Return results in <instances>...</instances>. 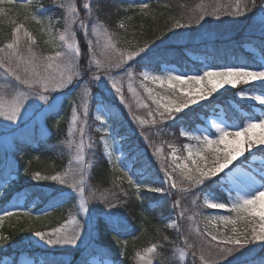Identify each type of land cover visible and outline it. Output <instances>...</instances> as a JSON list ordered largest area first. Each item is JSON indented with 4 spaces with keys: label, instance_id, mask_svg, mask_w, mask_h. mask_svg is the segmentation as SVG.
<instances>
[{
    "label": "snow or ice",
    "instance_id": "6c2138e0",
    "mask_svg": "<svg viewBox=\"0 0 264 264\" xmlns=\"http://www.w3.org/2000/svg\"><path fill=\"white\" fill-rule=\"evenodd\" d=\"M5 0H0L3 4ZM9 4L13 0H7ZM31 0H29V5ZM64 9L63 30L55 28L52 19L49 18L46 30L42 28L44 34L49 38L44 41L52 48L59 49L51 55H43L34 50L37 44L36 36L25 28L22 23H17L11 32V40L3 47H0V69L4 72V81L0 82V118L10 124L18 122L24 111L33 99L47 105L45 112H52L56 108L55 103H50L51 94L68 88L75 82H79L80 92L77 101H73L71 108V118L68 123L66 139L63 143L71 154L67 167L63 171H58L51 175H42L40 171L31 173V178L36 181H53L67 188V192L62 193V199L53 198L52 207L60 206L66 199H74L73 209L69 218L59 227H54L50 231H34V236L47 245H67L79 247L83 240L82 233L86 225L94 228L85 217L90 216L93 202L99 201L109 210L99 209L106 218L108 228L116 233V241L122 245L115 257L111 260L103 258L106 254L91 255L90 258L81 260V264H123L120 259L126 251L129 241L121 240V237L128 232V226L118 215L119 206L126 203L119 199L117 193L110 189H100L92 187L90 183L91 170L93 168L92 158H86V149L92 150L95 141L88 131L87 121L90 111V104L96 99L93 93V85H99L101 79L111 85L109 91L118 98L121 105H124L133 120L138 123L141 135L145 141L149 140L148 133L144 132L145 126H157L163 122L174 121L177 114L182 113L191 105L213 97L221 88L228 85L232 88H239L242 85H252L259 82V88H249L239 90L236 94L242 99H249L254 103L264 106V62L257 63L255 67L245 63L237 65L207 66L200 70L198 74L188 75L177 74L174 70H166L156 73L145 67L142 71H135L131 66L137 62V58L143 59L148 56L151 50L150 42H145L143 46L121 48L117 33L109 28L97 17L93 20L92 0H83L82 9H78L76 0H64L59 5ZM136 7L140 13L149 8L148 3L141 2ZM209 7L211 11H209ZM252 7H255V0H252ZM198 11L194 10L186 23L176 19L167 30L188 28L194 23L203 21L206 16H215L217 13L225 11V14L235 17H246L250 12L249 0H230L227 4L198 5ZM35 11V10H34ZM84 12L81 17L80 12ZM264 12V9H262ZM5 15V9L0 7V16ZM28 17H25L27 19ZM31 19L43 25V20L36 14L31 15ZM131 20L132 17H128ZM56 24L60 20L55 21ZM264 24V20H262ZM120 29H125L126 25L122 21L119 23ZM78 32L81 34L78 37ZM174 35L176 33H173ZM164 35V33H161ZM262 49H264V37L261 38ZM131 43V42H129ZM87 60V73L90 75L85 79V72L81 71V57ZM102 57V58H98ZM93 68L95 71H93ZM114 70H120V75H114ZM127 82V92L132 93L137 98V106L148 109L147 115L151 119H144L135 115L132 106L126 102L124 82ZM138 81L139 86L147 93V98L156 105L153 111L149 105L139 96L134 82ZM147 82L159 85L167 93L162 95L156 92ZM113 107L103 100H97L95 104V119L104 125L100 140L103 142L104 155L112 171H119L123 177L117 176L113 179L112 187L118 188L124 196L128 192L120 187L118 181L127 179V183L135 189L138 200L142 199L140 193L142 189L152 193H162L165 196L171 195L172 190L179 193L191 194L201 186L212 183L213 178L219 180L220 174L228 170L223 183L228 185L227 199L229 202H218L219 197L209 190L203 193V203L200 204V194L192 199L193 206L206 207L208 209H227L235 215H202L194 212L187 216V220L196 223V217L202 216L204 230L199 227L190 228L189 233L195 232L200 239L199 254L197 245L189 242V234L181 230L178 222L185 218L188 209H181L176 219H170L166 225L177 233V240L171 241L169 236L160 233L161 241L171 243V260L174 264H218L225 257L233 255L246 246L255 242H264V175L257 180L256 176L246 170L236 168L233 170V162L247 152L253 154V150L264 151V111L260 115H251L243 123H228L213 120L208 128H198L190 130L180 128L181 137L196 143H186L183 145L186 155L177 156L179 149L172 143L167 147L171 150V162H168L164 155L162 145L150 143L153 148L152 156L160 162V171L163 172L161 186L156 187L151 183H146L143 177L134 178L131 168L121 158L112 160L113 148L109 145L108 135L110 128L109 121L113 120L115 113ZM158 117V119H157ZM57 127L60 119L55 121ZM160 131L155 134L158 136ZM123 155V154H122ZM94 156V153H92ZM177 161H181L177 163ZM31 161H29V164ZM233 166V167H230ZM24 172L28 173L29 168L24 167ZM264 172V167L261 168ZM167 183L166 189L163 185ZM9 184L7 177L0 180V188L6 189ZM115 201V203L113 202ZM181 200L173 201V208L180 206ZM13 210L5 209L0 214V224L5 217H13L18 213L30 217L31 214L22 209L18 204L13 205ZM46 215V213H45ZM39 218V217H37ZM217 224L223 225L217 229ZM209 225L217 229L222 235L218 236L209 230ZM229 225L231 228L229 229ZM238 225H241L238 227ZM225 230H228L227 232ZM211 237V239H207ZM135 239V237H133ZM10 239L9 236L0 234V245ZM161 241L150 242L140 250H136L134 255L136 264H154V261L162 255L161 249L164 243ZM213 242H216L213 244ZM213 249L215 251H213ZM192 259L189 260L188 257ZM0 264H9L5 258ZM12 264H20L19 259H14ZM28 264H33L29 261ZM260 264H264L261 260Z\"/></svg>",
    "mask_w": 264,
    "mask_h": 264
},
{
    "label": "trees",
    "instance_id": "16d2710c",
    "mask_svg": "<svg viewBox=\"0 0 264 264\" xmlns=\"http://www.w3.org/2000/svg\"><path fill=\"white\" fill-rule=\"evenodd\" d=\"M63 2L64 0H33L28 6L29 0H14L12 4L17 15L14 16V14L5 11V15L0 16V47L10 42L13 27L17 23H22L37 38V44L33 46L34 50L43 55L53 54L56 48H52L44 42L48 37L42 28L46 27L49 18H51L55 28L63 30L64 9L59 7ZM141 2L149 4V8L145 10L148 15H144L140 13L139 9H136V5ZM229 2L230 0H92L93 20L98 17L110 30L120 34L118 36L119 45L122 47L125 45L143 46L145 42H150L151 50L148 56L143 59L137 58L136 64L139 68L143 66L160 68L162 64H171L185 71H199L204 65L231 66L245 63L255 67L257 63L264 62V49H262L261 41V38L264 37V24H262L264 0H255V7H252V0H249L251 10L246 17H235L221 11L217 13L219 19L210 15L188 28L167 31L176 19L186 23L193 11H198V5L215 6ZM76 3L78 9H82L81 0H76ZM30 7L36 10L38 16L43 20V25L31 19ZM209 11H211L210 7ZM25 17L28 18L25 19ZM128 17H132V19L128 20ZM57 19L60 20L58 24L55 23ZM122 21L126 25L125 29L118 27ZM243 44L249 45L254 53L244 50ZM187 52L196 54L200 60L191 61L186 55ZM80 68L83 72L87 71V63L83 56ZM248 87L259 88L260 84L248 85ZM77 93V90L68 91L56 104L54 111L46 112L42 123H21L15 129L13 136L16 150L5 160L2 159L0 153V180L7 177L10 184L0 196V209L4 210L18 204L30 214H38V217H42L39 220L40 224L37 225L25 226L24 222L15 226L4 224L1 227V234L9 236L10 239L0 245V258L15 251L17 252L14 254L15 256L11 255L12 261L19 253L27 252L37 263L41 261L43 264H81L82 259L90 258L91 255H99L101 252L106 254L103 258L111 260L122 248V245L116 241V233L108 228L105 222L106 218L98 210L95 217L96 233L92 241L82 248L73 249L68 260H64V251L60 248L34 246L15 249L20 244H27L25 240L22 241L23 237L28 236L34 229L38 227L44 230L54 228L62 224L70 212H74V199H66L58 207L51 206L54 202L53 198L62 199V193L67 192V188L50 180H33L31 173L40 171L42 175H51L63 171L67 167L71 154L63 141L66 139L73 101L79 102ZM93 93L96 99L90 104L87 127L95 141V146L90 151L86 149V158L91 157L93 161L90 183L95 188L115 191L120 200L126 201L119 206L118 215L128 226V232L121 237V240L127 239L129 244L120 259L123 264H135V251L142 249L150 242L161 241L160 233L169 236L171 241L177 240L176 231L167 228L166 225L170 219H176L181 209H188L185 217L191 213V197H188V193L179 195L172 191L171 195L165 196L162 193H152L142 189L140 193L142 199L138 200L135 189L127 183L126 178H122L118 183L128 192V196H124L118 188L112 187L113 179L117 176L123 177V174L118 170L113 172V165L108 163L104 155L103 142L100 140L104 133L99 127L100 121L95 119L96 101L103 100L110 106H114L115 117L109 122L112 125V132L120 138L121 147L127 150L125 163L130 166L134 178L143 177L146 183H151L156 187L161 186L164 174L160 171V162L152 156L153 148L150 147V143L162 145L167 150L169 149L168 143L175 146L181 145L186 139L180 136V128H193L201 124V115L206 116L212 110L219 108L229 120L234 123H243L245 117L237 110V106L235 108L233 101L250 113H252V109L246 103L232 98L233 96L214 97L188 108L178 114L174 121L164 122L160 127V130L162 129L161 136L157 137L156 132L151 131L148 133L150 134L149 140L145 141L141 132L128 122L129 116L124 114L125 111L120 110V103L113 95L105 89H93ZM240 110L243 109L240 108ZM57 119H60L59 127L55 124ZM29 161H31L30 164ZM26 166L29 168L28 173L24 172ZM163 186L168 188L166 183ZM218 186L220 184L216 180H213L212 183L206 182L193 194L198 190L204 192L215 190ZM218 192L220 196L226 195L221 189ZM176 199H180L181 203L179 207L173 208V201ZM113 202L115 203V201ZM94 205L98 209L104 208L105 212L109 211L99 201H94ZM178 222L181 224V230L186 234L188 231L187 222L184 219ZM162 243H164V247L161 249L162 255L155 260L156 264H174L171 260V249L174 245L167 242ZM261 260H264V253L258 252L224 263L260 264ZM12 261L9 264H12Z\"/></svg>",
    "mask_w": 264,
    "mask_h": 264
},
{
    "label": "rangeland",
    "instance_id": "374dc122",
    "mask_svg": "<svg viewBox=\"0 0 264 264\" xmlns=\"http://www.w3.org/2000/svg\"><path fill=\"white\" fill-rule=\"evenodd\" d=\"M31 1H33V0H31ZM82 2H83V0H81V6H82ZM12 3L9 4L7 2V0H5V2L3 4H0V7H3L5 9V11H8L9 13H12V14H14V16H16L17 15V11L13 7ZM136 9H138V8L136 7ZM34 10L35 9H33V7L29 8V12L31 14L38 15L36 10L35 11ZM131 13H133V12H131ZM80 15H81V17H84L85 14H84L83 11H81ZM44 29L46 30V27ZM111 31H113V30H111ZM114 32H116V31H114ZM119 35L120 34L117 33V36H119ZM80 36H81V34L78 32V37H80ZM118 39H119V37H118ZM118 46L121 47V48H129V47H133L134 48L133 45H130V46H126L125 45V47H122L120 45H118ZM243 47H244V50H246V51H248L250 53H254L250 49V47H248V45L244 44ZM57 50H59V49H56L55 51H57ZM186 55L188 56V58L190 60H193V61H199L200 60L197 55H194V54H192L190 52H187ZM98 58H102V57L98 56ZM84 61L87 63L86 58H84ZM131 66L137 72L142 71V70L145 69V67H147L148 70L154 71L156 73H162L163 71H166V70H174L177 74L187 73L188 75L198 74L200 70H202L205 67H207V65H204V66H202V68L199 71H185V70L181 69L180 67H178L176 65H171V64L170 65L162 64L160 66V68H154L152 66H143V67L139 68L136 63L132 64ZM93 71H95L94 68H93ZM85 73L86 74H85L84 78L87 79V76L90 75V73H87V71ZM113 74L114 75H120L121 73H120V70H114ZM4 78H5L4 77V72H3L2 69H0V82H3ZM147 83H148L149 87H152L156 92H159L162 95L170 94V93H167L166 90L164 88H161L158 84L157 85H153V84H151V82H147ZM78 84H79V82H75V83H73L72 85H70L68 88H66L64 90H60V91L52 93L49 102L50 103H55V104L59 103L62 100V98L64 97V95L68 91H71V90H77V92H78L77 93V97H78L79 92H80V88L78 87ZM257 84H260V83L259 82H253L252 83V85H257ZM249 86H251V85H249ZM92 87L95 90H97V89H99V90L105 89V91H107L109 94L113 95L118 100V98L113 94V92L109 91L111 85L109 83H106L103 79H101V81L99 82V85H93ZM133 87L136 88L137 92L139 93V96L141 98H143L144 101L149 105V107L154 111L156 105L153 104L152 101L147 98V93L144 92L143 89L139 86L138 81L134 82ZM246 89H249L248 85H242L239 88H232L231 86L226 85V86H224V88H221L217 93L213 94V97L208 98V100H211L214 97H218V96L224 95V96H227V97H232L233 96L232 98H235L239 102L246 103L252 109V113L248 112L247 109L243 108V106H241L240 104H238V103L233 101V105L235 106V108L237 106V110L245 117V119H244V121H245L249 116H251V115L258 116V115L261 114L262 111H264V106H261L258 103H254L253 101H251L249 99H242V98L237 96L236 93L239 90H246ZM124 90H125L126 102L132 106V111L135 113V115L140 116V117H142L144 119H151V117H149L147 115L148 109L142 108V107H138L137 106V98L133 97L132 93H128L127 92V82L126 81L124 82ZM208 100L200 101L198 104L191 105L189 108L197 106V105H199L201 103H204V102H206ZM46 108H47L46 104H44L43 102H40V101H38L36 99H33L30 102V104L28 105L27 110L24 111L21 119L18 122H16L15 124H10L9 122L4 121L3 118H0V153L2 154V159L5 160L6 158H9L10 154L12 155V153L16 150V148L14 146V143H13V136H14L15 129L21 123H30V124L35 123V122L42 123L43 119H44V116L46 114V112H45ZM120 108H121L120 110H122V112L125 111L124 114H127L129 116L130 119L128 120V122L131 125L135 126L137 131L141 132L140 126L138 125V123L136 121L133 120L132 116L128 112V109L124 105H121V104H120ZM240 108H242L243 110H240ZM187 109H185V110H187ZM200 118L202 120L201 124H198V125H196L193 128H186V129L195 130V129H198V128H208L210 126V123L213 120H216L218 122L219 121H224V122H228V123H234L233 121L229 120L225 116V114L221 110V108H219L217 110H212L206 116L205 115H201ZM157 119H158V117H157ZM163 123H161V124H159L157 126H145L144 127V132L145 133H149L151 131L157 132V131L160 130V127H161V125ZM99 127H101L102 131H103L104 125L102 124V122H100ZM108 127L110 128V134L108 135L107 138L109 140L110 147H112L113 150H114L113 151L112 160L115 163L117 158L119 157L122 160H124V162H125V157L127 156V150H125V149H123L121 147L120 138L116 134H114L112 132V125H111L110 122L108 124ZM104 135H105V133H104ZM159 136H161V133L157 137H159ZM189 142L193 143V144L196 143L195 141H189V140L186 139V141L182 142L181 145L177 144L176 147L179 149V151L176 153L177 156H184V155L187 154L186 151L183 148V145L186 144V143H189ZM260 147L264 148V146H260ZM163 149H164L165 158L167 159L168 162H171V156L169 155L171 150L170 149L167 150L164 147H163ZM166 151H168V152H166ZM179 162H181V161H177V163H179ZM233 166H234L233 170H235L236 168H240L242 170H246V171L252 172L256 176L257 180H259L260 176L264 175V172H261V168L264 167V151H257V150L254 149L253 150V154H251V155L246 152L244 154V156L239 157L237 161L233 162ZM233 166H230V167H233ZM227 174H228V170L226 169L224 173L220 174L219 180H217L216 178H213L214 181L216 180V181H218V184H220V186H218V188H215V190H211L212 192L215 193V195L217 197H219L218 202H229L228 199H227V188H228V185L223 183L224 177ZM167 186H168V184H167ZM62 187L65 188L64 186H62ZM220 189L223 190L226 193L225 196H222V195L220 196V194L218 192ZM172 191L173 192H177L176 190H172ZM208 191L209 190H207L205 192H208ZM141 192H142V190H141ZM205 192L198 190L196 193H194V194L192 193L193 196L191 194H189L188 197L189 196L191 197V202H192V199L194 198V196L197 195V194H200V196H201L200 204L202 205V203H203V195L202 194L205 193ZM3 193H4V188H0V196ZM177 193L179 195H183V194L185 195V193H179V192H177ZM5 209L13 210V207H7ZM22 209H24V207H22ZM4 210L0 209V214H2ZM98 210H99L98 207L96 205H94V202H93V207H92L90 216L85 217V219L89 220L91 224H95V217H96V213L98 212ZM194 212H200V213H202V215H211V216H220V215H233L234 216L235 215V213H231L227 209H208L206 207L193 206V204H192L191 213L188 214L187 216L192 215ZM37 217H38V214H33L32 213L31 216L28 217V216H24L22 212L18 213L17 215H14L13 217H5L3 223L0 224V234H1V227L4 224H8V225H11V226L18 225L20 222H24L25 226L40 224L39 220L42 217H39V218H37ZM186 217L184 218V221L187 222V229H188L186 234H189V242L190 243H195L197 245V253L199 254L198 249H199L200 239L196 236L194 231L189 233V230H190V228L194 229L195 227H199L201 229V231L204 230V222L202 220V216H197L195 218L196 219V223L195 224H193L192 221L187 220ZM68 218H69V216L66 218V220ZM64 221H63V223H64ZM60 225L61 224H59L56 227H59ZM240 226L241 225H238V227H240ZM222 227H223V225L217 224V229L218 228H222ZM40 228L41 227H38V228L34 229V231H36V230L50 231L52 229V228H50V229L44 230V229H40ZM230 228H231V225H229V229ZM217 229H213L211 227V225H209V230L213 231L218 236L222 235L221 233H219L217 231ZM34 231H31L28 234V236L25 235L23 237L22 241L25 240V242L27 243L26 245L20 244L15 249H24V248H28V247H34V246L48 247V248H51V249L52 248H60L61 250L64 251V260H68L71 257L73 249L82 248L87 243L92 241V239L94 237V234L96 233L95 227L94 228H90L89 225H86L85 230L82 233V236H83L82 242L79 244V247H73V246H67V245H64V246H61V245H57V246L47 245L44 242L40 241L39 238L34 236V234H33ZM225 231L227 232L228 230H225ZM207 239L210 240L211 237H207ZM215 243L216 242H213V244H215ZM213 251H215V250L213 249ZM258 252L264 253V242H255L252 245L246 246L245 249H243V250H241V251H239V252H237V253H235L233 255L227 256L223 260H220L218 262V264H223L224 262H227V261L244 258V257L250 256V255L256 254ZM15 253H17V252L14 251V252L10 253V255L7 254L4 257H1L0 260L3 261L5 258H7L8 262H11L12 261L11 257L15 256L14 255ZM17 258L19 259L20 264H28L29 261H32L33 264H43L41 261H38V263H37L36 260L30 254H28L27 252L19 253L18 255H16V259ZM106 259H108V258H106ZM188 259L191 260L192 257L189 256ZM108 260H110V259H108ZM117 264H120V263H117ZM135 264H136V262H135ZM154 264H156L155 261H154ZM197 264H199V262H197Z\"/></svg>",
    "mask_w": 264,
    "mask_h": 264
}]
</instances>
